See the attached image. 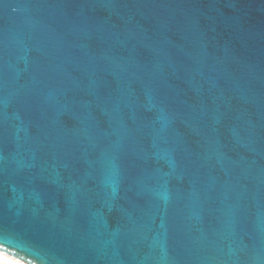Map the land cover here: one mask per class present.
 Here are the masks:
<instances>
[{
    "label": "water",
    "instance_id": "1",
    "mask_svg": "<svg viewBox=\"0 0 264 264\" xmlns=\"http://www.w3.org/2000/svg\"><path fill=\"white\" fill-rule=\"evenodd\" d=\"M0 251L264 264V0H0Z\"/></svg>",
    "mask_w": 264,
    "mask_h": 264
},
{
    "label": "bare ground",
    "instance_id": "2",
    "mask_svg": "<svg viewBox=\"0 0 264 264\" xmlns=\"http://www.w3.org/2000/svg\"><path fill=\"white\" fill-rule=\"evenodd\" d=\"M0 264H25V263L0 251Z\"/></svg>",
    "mask_w": 264,
    "mask_h": 264
}]
</instances>
